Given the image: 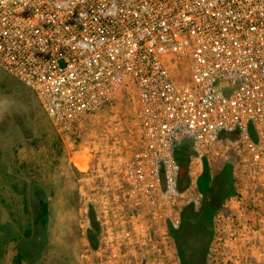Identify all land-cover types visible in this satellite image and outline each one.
I'll return each instance as SVG.
<instances>
[{"label":"built area","instance_id":"built-area-1","mask_svg":"<svg viewBox=\"0 0 264 264\" xmlns=\"http://www.w3.org/2000/svg\"><path fill=\"white\" fill-rule=\"evenodd\" d=\"M0 68L61 138L133 87L140 147L125 195L151 222L184 196L175 145L190 147L194 187L221 132L239 136L237 181L253 184L264 164V0H0ZM141 218L130 217L132 235L158 237L148 221L136 231Z\"/></svg>","mask_w":264,"mask_h":264},{"label":"rangeland","instance_id":"rangeland-1","mask_svg":"<svg viewBox=\"0 0 264 264\" xmlns=\"http://www.w3.org/2000/svg\"><path fill=\"white\" fill-rule=\"evenodd\" d=\"M138 111L128 86L112 105L85 116L75 137L61 138L35 94L0 68V264H14L19 243L26 251L20 264H179L166 222L176 225L180 208L197 205L199 194L189 184L152 222L145 216L150 208L125 195L124 172L140 147ZM236 140H218L217 156L206 158L212 170L239 161ZM53 141L61 146L58 152L51 149ZM201 171L202 165L197 178ZM240 191V204L229 208L226 202L216 216L209 264H264V164L255 182L244 180ZM36 208L42 214L34 227ZM90 208L101 227L95 250L86 238ZM135 213L142 215L137 232L148 221L159 236H133L129 221ZM28 223L33 229L24 239Z\"/></svg>","mask_w":264,"mask_h":264},{"label":"trees","instance_id":"trees-1","mask_svg":"<svg viewBox=\"0 0 264 264\" xmlns=\"http://www.w3.org/2000/svg\"><path fill=\"white\" fill-rule=\"evenodd\" d=\"M248 132L250 138L255 140V132L251 126L248 128ZM237 135V132H221L219 139L229 138L230 140H236ZM47 143L48 140H46ZM50 145L54 152H58L61 148L54 141ZM190 156L191 150L188 144L180 143L174 146L173 157L178 165L176 184L178 193H185L190 184L188 177ZM13 187L16 189L15 185ZM196 191L200 195L198 204H184L179 210V220L176 225H173L170 221L166 222L167 234L175 249L179 264H209L208 255L215 238V218L224 211L225 203L229 199L239 197L237 179L233 174V165L229 162L222 163L214 171L209 161L206 158L202 159V171L196 180ZM38 193L35 195L39 196ZM25 205L27 204L25 203ZM26 210L27 208H25ZM39 210L37 209L38 215L34 219V227L40 223L39 218L42 212ZM88 220L90 229L87 231L86 238L90 247L95 250L99 244L101 227L94 210L91 208L88 212ZM32 229L31 223H28L23 234L24 239H28L31 236ZM13 238L17 239V236ZM42 246L40 247L42 248ZM25 255L26 251L23 244L19 243L13 263L20 264Z\"/></svg>","mask_w":264,"mask_h":264},{"label":"crops","instance_id":"crops-1","mask_svg":"<svg viewBox=\"0 0 264 264\" xmlns=\"http://www.w3.org/2000/svg\"><path fill=\"white\" fill-rule=\"evenodd\" d=\"M244 180H238V188H237V191L239 194L242 195L241 191H240V188H241V185L243 184ZM246 182V181H245ZM238 204H240V201L237 197H234V198H231L227 201L226 203V206H228L229 208H234L235 206H237Z\"/></svg>","mask_w":264,"mask_h":264}]
</instances>
